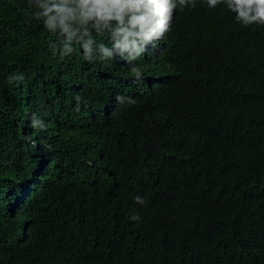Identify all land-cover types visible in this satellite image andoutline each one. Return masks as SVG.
Masks as SVG:
<instances>
[{"label": "trees", "instance_id": "obj_1", "mask_svg": "<svg viewBox=\"0 0 264 264\" xmlns=\"http://www.w3.org/2000/svg\"><path fill=\"white\" fill-rule=\"evenodd\" d=\"M25 11L0 0V77L25 74L0 91V264H264V27L179 13L132 84L50 59Z\"/></svg>", "mask_w": 264, "mask_h": 264}, {"label": "clouds", "instance_id": "obj_2", "mask_svg": "<svg viewBox=\"0 0 264 264\" xmlns=\"http://www.w3.org/2000/svg\"><path fill=\"white\" fill-rule=\"evenodd\" d=\"M26 4V23L36 25L54 39L50 59L64 61L74 58L79 48L80 57L89 67H116L117 58L127 64L132 84L144 82L145 53L157 49L160 41L171 30L177 14L196 9L224 12L240 27H264V0H23ZM151 45V49H149ZM25 80L23 71L12 70L0 77V91L15 88ZM119 107L134 105L136 100L120 91L115 94ZM74 112L88 107L86 97L73 95ZM33 133H45L49 123L44 115L29 112ZM29 136H25L28 140ZM36 144L37 141L31 140ZM46 153L54 151V145H43ZM133 202L144 206L146 197L136 195ZM132 222L140 220L138 214L128 217Z\"/></svg>", "mask_w": 264, "mask_h": 264}]
</instances>
